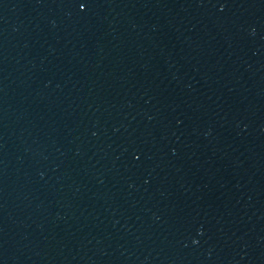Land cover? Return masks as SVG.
<instances>
[{"label":"water","instance_id":"obj_1","mask_svg":"<svg viewBox=\"0 0 264 264\" xmlns=\"http://www.w3.org/2000/svg\"><path fill=\"white\" fill-rule=\"evenodd\" d=\"M0 264H264V0H0Z\"/></svg>","mask_w":264,"mask_h":264}]
</instances>
